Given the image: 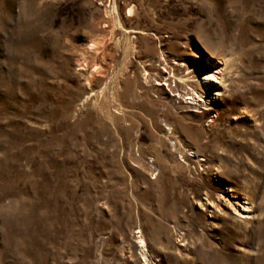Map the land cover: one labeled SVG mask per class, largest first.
I'll return each instance as SVG.
<instances>
[{"label":"rangeland","instance_id":"rangeland-1","mask_svg":"<svg viewBox=\"0 0 264 264\" xmlns=\"http://www.w3.org/2000/svg\"><path fill=\"white\" fill-rule=\"evenodd\" d=\"M0 264H264V0H0Z\"/></svg>","mask_w":264,"mask_h":264},{"label":"bare ground","instance_id":"bare-ground-1","mask_svg":"<svg viewBox=\"0 0 264 264\" xmlns=\"http://www.w3.org/2000/svg\"><path fill=\"white\" fill-rule=\"evenodd\" d=\"M129 13H130V10L128 11ZM88 45V48H90V49H92L93 48V43H88L87 44ZM174 64H176V63H174ZM179 65V67H184V66H186V64H177V66ZM188 66V65H187ZM171 68V67H170ZM188 70V69H187ZM208 77H213L210 73H207V74H205L204 76H203V80H207L208 79ZM169 80V77H166V81H168ZM210 80V79H209ZM156 80H154V82H155ZM202 87H204V85H202ZM178 93V92H177ZM176 93V94H177ZM179 94V93H178ZM187 95H189V94H187V93H184L183 95H181L180 97H181V100H182V102H184L185 101V103H192V101H194V100H196V98L198 99V97L194 94V92H193V96H187ZM186 101H189V102H186ZM138 246H139V250H140V252H141V250H144V242L142 241V240H139L138 241ZM143 256V255H142Z\"/></svg>","mask_w":264,"mask_h":264}]
</instances>
